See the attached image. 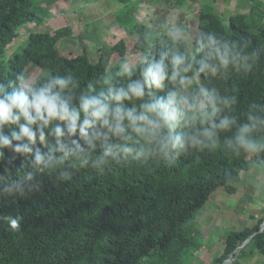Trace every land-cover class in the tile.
Listing matches in <instances>:
<instances>
[{"label": "trees", "instance_id": "1", "mask_svg": "<svg viewBox=\"0 0 264 264\" xmlns=\"http://www.w3.org/2000/svg\"><path fill=\"white\" fill-rule=\"evenodd\" d=\"M120 1L129 5L115 14V22L133 40V47L129 49L124 39L114 45L121 65L108 78L110 71L102 60L93 63L84 55L65 59L60 53L58 43L71 35L68 28L53 34L31 31L23 52H14L8 59V50L20 39L19 32L30 26L42 27L50 16L41 8L42 0H0V86L13 91L19 87L18 78H24L25 70L34 66L46 73L34 87L51 77L71 76L77 87L70 94L78 97L89 84L99 93L107 90L105 80L126 88L131 81L141 79L146 67L141 61L131 69V76L122 71V63L130 56L159 61L166 54L171 74L172 55L180 53L192 66L184 75L211 84L220 98L216 102L219 111L212 119L219 123L227 117L235 123L206 137L204 130L211 127L208 115L203 116L191 103V112L184 114L181 103L183 115L172 132L183 137V148L169 149L164 155L158 141L141 142L131 146L144 155L136 158L134 152L127 159L122 154L119 160L109 157V163L100 167L93 164L103 155L99 142L87 164L76 161L73 166L74 158H69L63 166L40 171L31 166L33 154L14 151L18 143L27 141L13 140L12 147H5L0 156V264H193L195 253L201 249L191 235L196 214L220 191L237 195L242 174L264 166V3L256 0L248 15H232L227 23L213 8L203 7L196 16L199 33L192 57L185 41L166 34L155 40L150 35L134 15L139 2ZM162 1L155 0L153 5ZM176 1V7L181 8L189 0ZM161 23H166L164 18ZM209 36L227 43L234 55V62L227 68L215 60L209 61L215 72L202 68L205 52L200 41L206 42ZM186 84L166 81L164 89L151 91L156 98L172 91L178 96ZM193 96L204 97L199 85L186 99ZM151 98L146 96L144 100ZM222 100L229 103L225 105ZM142 102L125 104L139 108ZM74 103L78 105V101ZM251 123L256 126L248 139L258 145L256 150L242 147L235 139L238 129ZM11 128L19 131L16 125ZM4 135L10 136L9 128L4 129ZM71 139L87 148L79 135ZM48 143L55 146V139L49 136ZM64 143L70 141L65 139ZM35 147L48 152L39 137ZM28 172L32 179L23 180ZM17 182L22 187L14 188ZM8 217L19 227L13 229ZM263 223L262 218L253 229L225 233L224 250L212 264H239L256 254L264 257V232L260 233Z\"/></svg>", "mask_w": 264, "mask_h": 264}, {"label": "clouds", "instance_id": "2", "mask_svg": "<svg viewBox=\"0 0 264 264\" xmlns=\"http://www.w3.org/2000/svg\"><path fill=\"white\" fill-rule=\"evenodd\" d=\"M201 50L205 52L201 60L202 68H209L215 72L209 61H218L219 66L227 68L234 62V55L228 48L227 43L221 44L214 37L209 36L207 41H200ZM166 54L159 61L149 60L145 57L141 63L146 65L142 69L141 79L131 81L127 87H117L109 80H105L106 91L96 93L94 85L89 84L88 89L78 97L71 95V90L77 87L73 77L55 76L49 78L44 84L34 87L29 85L21 76L19 87L9 92L0 86V156L5 147H12V141L18 143L14 151L17 153L33 154L32 162L34 170L43 171L63 166L69 158H74L73 166L78 161L81 165L87 164L91 153L99 147L103 149V155H99L93 161L94 166L100 167L109 163L108 158L120 159L121 154L127 159L136 152L131 146L134 144L151 143L158 141L160 151L167 155L169 149L183 148L184 140L180 135H173L172 130L175 122L183 115L181 103H191L197 111H206L211 105V111L206 114L210 118L211 127L204 130L203 135L213 137L215 130L229 128L234 120L227 117L216 123L213 117L219 109L216 102L220 98L213 92L209 94L202 90V95L189 98H178L177 92L172 91L166 97L156 98L151 89L162 90L165 82L179 81L184 86L190 77L184 75L191 69L187 57L180 53H174L171 58L172 70L168 71ZM123 72L129 76L131 70L125 65ZM146 96L152 97L144 100ZM74 100L78 101L74 103ZM142 100L139 108L127 107L125 101ZM227 105L228 100H222ZM255 117L249 116L250 121ZM16 125L19 131L11 128ZM63 125L66 127L65 132ZM255 123L242 125L235 137L236 142L246 149L256 150L258 145L248 139V134L255 128ZM9 128L10 136L4 135V129ZM167 129V131H165ZM46 130L47 133H46ZM79 135L87 148L71 139ZM55 139V146H49L48 137ZM39 137L41 144L48 147V152L43 153L36 148V140ZM65 139L70 144L64 143ZM61 153V155H57ZM144 155L143 151L136 152V158ZM31 180L32 173L28 172L22 178ZM14 188L22 187L20 182L13 185ZM13 229L19 227L16 220L8 217Z\"/></svg>", "mask_w": 264, "mask_h": 264}, {"label": "rangeland", "instance_id": "3", "mask_svg": "<svg viewBox=\"0 0 264 264\" xmlns=\"http://www.w3.org/2000/svg\"><path fill=\"white\" fill-rule=\"evenodd\" d=\"M255 1L189 0L181 8H177L176 0H163L158 5H153L155 0H130L131 4L139 2L134 15L148 28L155 40L164 34L183 40L191 49L192 57L195 56L194 40L199 33L196 16L203 7L213 8L227 23L232 15H248L254 8ZM128 5L129 3L125 4L120 0H42L41 8L48 10L49 21L42 27L30 26L20 31V39L8 50L7 58L14 52H23L24 43L31 31L53 34L68 28L71 35L58 43L65 59L84 55L93 63L102 60L107 71H110L108 78H111L118 72L113 70L121 65V59L113 49L114 45L124 39L129 49L133 47V40L127 38L115 22V14ZM162 18L166 21L165 24L161 23ZM143 59L142 55L130 56L122 63V68L127 65L130 70L134 69ZM45 75L40 68L31 66L25 70L24 80L34 86ZM195 85L209 94L213 93L211 84L195 77L188 81L178 98H186ZM202 99L206 100L205 97ZM182 109L184 114L191 112L188 103H182ZM206 111H211V105ZM206 111L199 112L207 116ZM237 189L238 194L233 196L224 191L216 193L209 204L196 214L191 235L195 236L201 249L195 253L193 264H212L213 259L224 250L225 233L253 229L260 219H264V166L252 173H243L237 182ZM239 264H264V257L256 254L241 260Z\"/></svg>", "mask_w": 264, "mask_h": 264}, {"label": "water", "instance_id": "4", "mask_svg": "<svg viewBox=\"0 0 264 264\" xmlns=\"http://www.w3.org/2000/svg\"><path fill=\"white\" fill-rule=\"evenodd\" d=\"M264 232V224L261 226V229H260V233H263ZM247 243L248 242H246L243 246H242V248H240V249H243L246 245H247ZM239 249V250H240ZM237 253V252H236Z\"/></svg>", "mask_w": 264, "mask_h": 264}, {"label": "crops", "instance_id": "5", "mask_svg": "<svg viewBox=\"0 0 264 264\" xmlns=\"http://www.w3.org/2000/svg\"><path fill=\"white\" fill-rule=\"evenodd\" d=\"M261 1H263V0H261Z\"/></svg>", "mask_w": 264, "mask_h": 264}]
</instances>
